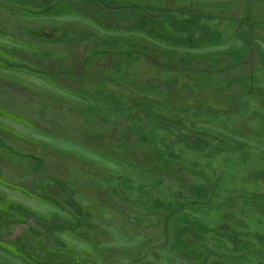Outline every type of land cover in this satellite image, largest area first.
Here are the masks:
<instances>
[{"label":"rangeland","instance_id":"1","mask_svg":"<svg viewBox=\"0 0 264 264\" xmlns=\"http://www.w3.org/2000/svg\"><path fill=\"white\" fill-rule=\"evenodd\" d=\"M197 1L204 13L180 0H13L42 16L29 36L79 81L62 91L13 75L61 98L40 114L81 120L48 117L58 138L0 116L21 138L2 135L0 168L25 185L0 182V264H82L136 246L112 228L109 194L153 217L189 205L172 219L175 256L148 264H204L212 244L223 257L211 264H264V0L247 15L242 0Z\"/></svg>","mask_w":264,"mask_h":264},{"label":"trees","instance_id":"2","mask_svg":"<svg viewBox=\"0 0 264 264\" xmlns=\"http://www.w3.org/2000/svg\"><path fill=\"white\" fill-rule=\"evenodd\" d=\"M242 1L243 7L247 8V15V11L252 12L253 10L255 3L252 1L254 0ZM191 2V7L187 5L188 3L186 1L182 0H180V5L176 6L188 11L196 10L197 12H195L198 14L199 12H205L204 8H206V3L197 0ZM247 4H250V10ZM12 5L16 6L13 0H0V30L2 29L0 31V37L10 41L14 45H7L4 52L0 51V68L2 69V71H0V116L15 122H21L37 132L51 134L61 138L57 133L51 132L49 130L50 127L45 124V120L48 119V117L52 118V120L54 119L61 122H67L66 118L81 119L70 113H66L67 117H64V115H66L65 113L61 112L59 109L54 110L52 107L50 109L47 108L45 111L47 113L40 114L42 112L43 102H49L50 105L53 102L52 98L57 100L61 98L53 95L46 88L35 87L24 83L18 77L14 76L13 73L23 72L34 75L44 80L48 86L62 91H64V86L62 87V85H65L63 84L64 81H66V83L73 82L77 77L71 78V75L64 76V74L61 73V67L57 64L59 60L57 54L61 51H52L49 49L50 47L41 44L39 41L29 36L34 28L44 23L40 21L42 16L38 12L33 14L31 10L32 7L28 6V10L20 9L15 11L9 9ZM241 23L247 24V19H241ZM89 72L87 68L83 69L81 76L86 74V78H89ZM57 79L60 81L58 82ZM83 80V78L80 79V83H83ZM77 81H79L78 78ZM50 99H52L51 102ZM3 134L21 139L8 128V126L0 122V152L4 151L6 146H8L7 142L2 138ZM68 138L71 142L79 145V142L74 140V137L68 136ZM62 139L65 138L63 137ZM27 142L29 143V141ZM3 159L6 160L5 158ZM51 166L52 165H50V167ZM0 182L25 187L22 181L18 183V181L12 180L10 176H8V172L5 168H0ZM106 199L109 200L108 202L110 204L109 213L111 212V215L115 218V220L112 221V228L121 235H126L134 239L141 238V240H139L138 244L134 247L116 250L112 260H108L100 254L97 256L96 261L90 259L88 261V257L85 256L86 258L83 260L84 263L82 264H148L149 261L161 258L160 255H158L159 251H166L169 257L175 256L173 252L169 251L168 247L174 242H176V246L179 247L180 238L177 236V233L176 238L174 236L172 219H179L178 216L184 212L191 213L187 211L189 205H187V207H185L186 205L183 206L182 211L179 210L175 212L173 209L163 213L158 211L153 217L147 215L144 210H142L139 203H129L128 200L117 201L111 194H109ZM65 214L66 212L63 209L62 216L65 217ZM137 219H141L142 221L140 223H135ZM130 224L139 226L140 228L136 231L134 229L127 231V225ZM151 225L154 226V228H152L153 230L159 231L160 239L157 243L143 236V233L147 231ZM218 248L219 246L217 244H212L209 247V256L204 261V264H211L221 260L223 254L219 253ZM176 258L182 259V257L177 254ZM226 258L228 259V256Z\"/></svg>","mask_w":264,"mask_h":264}]
</instances>
